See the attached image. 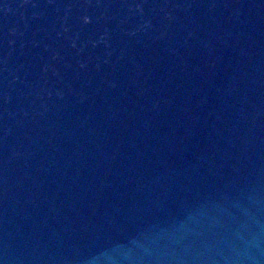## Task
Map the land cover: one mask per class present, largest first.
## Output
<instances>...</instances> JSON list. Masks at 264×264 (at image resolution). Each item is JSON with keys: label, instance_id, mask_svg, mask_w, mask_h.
Masks as SVG:
<instances>
[{"label": "water", "instance_id": "water-1", "mask_svg": "<svg viewBox=\"0 0 264 264\" xmlns=\"http://www.w3.org/2000/svg\"><path fill=\"white\" fill-rule=\"evenodd\" d=\"M0 264H264V0H0Z\"/></svg>", "mask_w": 264, "mask_h": 264}]
</instances>
